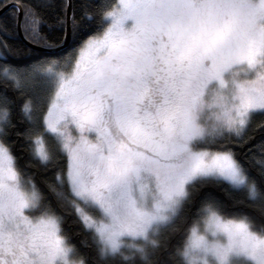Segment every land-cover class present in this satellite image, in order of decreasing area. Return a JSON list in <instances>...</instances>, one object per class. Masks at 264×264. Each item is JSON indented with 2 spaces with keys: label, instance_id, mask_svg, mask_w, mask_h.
Wrapping results in <instances>:
<instances>
[{
  "label": "snow or ice",
  "instance_id": "6c2138e0",
  "mask_svg": "<svg viewBox=\"0 0 264 264\" xmlns=\"http://www.w3.org/2000/svg\"><path fill=\"white\" fill-rule=\"evenodd\" d=\"M0 264H264V0H0Z\"/></svg>",
  "mask_w": 264,
  "mask_h": 264
},
{
  "label": "trees",
  "instance_id": "16d2710c",
  "mask_svg": "<svg viewBox=\"0 0 264 264\" xmlns=\"http://www.w3.org/2000/svg\"><path fill=\"white\" fill-rule=\"evenodd\" d=\"M14 151L18 154L19 153V148L17 146V148L14 149ZM70 225V226H69ZM67 231L69 233H75L77 232L79 229H78V225L76 224H72L71 221H69L68 224L65 225ZM83 238V235L81 236H74V239H73V243H76L78 244L79 243V240Z\"/></svg>",
  "mask_w": 264,
  "mask_h": 264
}]
</instances>
